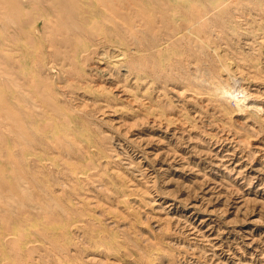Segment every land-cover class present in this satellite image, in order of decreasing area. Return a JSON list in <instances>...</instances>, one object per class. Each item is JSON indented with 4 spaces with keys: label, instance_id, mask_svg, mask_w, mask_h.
I'll return each mask as SVG.
<instances>
[{
    "label": "rangeland",
    "instance_id": "obj_1",
    "mask_svg": "<svg viewBox=\"0 0 264 264\" xmlns=\"http://www.w3.org/2000/svg\"><path fill=\"white\" fill-rule=\"evenodd\" d=\"M220 1L221 4H219ZM234 1H236L237 5ZM119 2L125 5L128 0H119ZM196 2H191V5L181 13L173 10L175 8L179 9V7L171 2L174 6L168 8L156 7L151 10L152 12H145V15L143 14L144 10L136 8L133 12L136 14L132 13L129 16L133 19L128 17L120 19L119 24L121 25H119V29L121 30L122 28L124 33L122 34L125 39L119 45L126 47L130 44L129 46L132 47V45L138 44L137 47L140 49L138 53L139 61L147 65L144 68L139 65L138 67L137 65L132 67H136L138 70L141 69V71L148 70L149 74L152 73L145 84H141V79L136 81L134 78H130L128 93L119 90L121 94H118L120 92L113 87L118 80L124 79V74L121 73L126 70L121 69L118 78V73L114 72L116 76L114 80L104 77L103 71L101 69L97 70L92 64L95 59L93 52L90 57L88 55L86 61L81 60L78 65H73V70L72 66H67V69L70 68L69 71L65 67L64 69L61 67L64 61L62 60L61 62L63 57L59 58L63 52L61 49L67 46H62V48L54 50L55 52L47 51L44 55L38 57L34 63L33 73L31 71L26 76L29 80H33L36 76L43 74L45 85V87L43 85V88L46 91L43 88L41 90L39 86L30 85L27 81H25L27 84L21 82L20 85L23 86L17 88L21 94H27L30 103H32L30 104L28 101L25 105L26 102H24L22 106L25 110L28 112H39L42 115L40 116L41 118L47 114L45 119L39 121L40 125H44L46 121L48 123L53 118V122L56 123L55 126L57 127L53 133L46 134V132L37 128L38 125L29 124L10 109L5 95V81L9 77V73L5 71L6 66L3 63L5 56H8L7 53H10V51L0 52V61L4 60L3 64L0 63L1 70H3H0V90L2 93H0V136L6 135L5 138L7 137L8 140H6L9 143L5 147H0V152H2L0 153V199L3 195H6L0 200V264H68L70 262L69 258L71 261L78 259L80 264H264V74L262 73L264 72V40L262 39L264 38V0H250L248 3L246 0H216L214 3L207 0H197ZM195 8H197L196 10L199 9L198 12L201 14L197 13V11L195 12ZM194 13L198 16H195ZM259 13L261 14L258 15ZM200 15H202V19ZM254 15L260 17H255ZM190 16L192 19H190ZM248 20L250 21L248 22ZM188 22L190 23L188 24ZM187 25L190 26L188 27ZM198 25L200 28L204 25L205 28L201 30ZM216 25H220V27ZM48 29L44 31L41 26L40 30L41 33H44L48 32ZM146 29L148 30L146 31ZM204 29L208 33L203 34L202 31ZM193 30L196 33L192 32ZM220 31L222 33L221 36ZM53 33L55 36L57 35L56 32ZM200 33L201 37L199 36ZM202 36H205V38ZM178 39L181 40L180 43L182 45L176 43L179 42ZM93 40L94 42L96 41V39ZM132 40L135 41L133 42ZM153 40L155 41L152 42ZM158 40L160 44L157 43ZM185 40L187 42L194 40L196 43L188 42L189 44H186ZM252 40L256 43H252ZM211 41H213L212 45L214 46L211 45ZM225 41L232 48L228 44L226 45ZM155 43H157V46ZM251 43L254 44V47ZM198 45H200L201 49ZM209 45L210 47H208ZM242 45L245 46L243 47ZM93 46L92 50H94ZM161 47H166V49L164 48L165 58L162 59L157 55V49ZM187 47L190 50L193 48L191 52L186 49ZM195 48L200 50H194ZM214 48H216L215 51L213 50ZM51 50H53V47ZM60 51L61 53H59ZM192 51L194 53L197 51L198 54L197 52L194 54ZM251 51L255 54L251 53ZM223 52L227 54L224 55ZM209 56L211 58H207ZM56 58L59 59L56 61ZM214 58L217 60L215 59L214 61ZM49 59H52V61ZM193 59L196 62L192 63ZM241 59L245 61L240 62ZM149 61L154 62L149 63ZM218 61L219 65L217 66ZM172 63L174 66H172ZM194 64L197 67H201H196L195 69L193 68L195 67ZM167 65L171 66L173 70ZM79 66L83 67V69L81 70ZM179 66L181 68L180 73L177 72ZM224 66L230 67V70L236 75L240 73L237 76L244 74V79L239 85L241 88L237 87L238 93L225 80L227 71L223 68ZM74 67L76 69L79 68V72L78 70L74 71ZM159 67L160 69H158ZM183 71L184 73H181ZM209 71H212V75H210L211 72ZM201 73H204V75L202 74L204 80L200 78V83L198 78L202 77ZM153 74L155 77H153ZM219 75L224 76V78ZM47 76H50L49 80ZM164 76L167 78H164ZM208 76L211 78H208ZM179 77L182 80L185 78L186 82L189 81V85L184 82L185 80H180ZM216 77L220 80H214L217 79ZM71 78L76 79L72 80ZM86 78L89 79V82L85 81ZM172 79L174 82H172ZM81 81L82 83L84 81L83 86L80 83ZM101 83L106 84L102 86ZM162 83L166 88L161 86ZM130 84L133 86L131 87ZM96 85L97 87H95ZM144 85L145 87H143ZM190 85L193 86L190 87ZM210 85L211 87H209ZM242 86L245 92H250L251 96L253 95L251 102L255 101V105L260 108V111H253L249 108L243 109L244 111L238 109L237 105L239 102L236 97L239 98L238 94L243 93ZM198 89L205 93L200 94L201 92L199 90V93ZM239 89L241 90L240 93ZM75 92L77 93V100ZM66 93L68 94L65 95ZM80 96L82 100L84 98L85 100L82 101ZM53 98L59 103L61 110L72 112L68 115L70 118L69 124L61 123L62 126L60 125V121H64L62 114L60 115L57 111V104L52 102ZM64 99L65 101H63ZM86 99L90 107L85 103L87 102ZM143 99H145V102ZM95 101L96 104L92 105ZM102 101L106 103H102ZM111 101L115 102L111 104ZM213 101H216L217 104ZM138 102L140 105H138ZM77 104H83L84 107ZM152 104L154 108L151 106ZM156 104L157 106H155ZM100 106L101 108L97 110ZM67 107L70 108L68 109ZM183 107L185 108L184 111ZM81 108L84 110L83 112ZM87 109L89 110L87 111ZM42 112L45 113L43 114ZM167 112H169L168 115L171 117L167 116ZM93 116L96 117L94 118ZM40 117L37 116L39 119ZM177 117L179 118L178 120ZM154 118L155 120H152ZM34 135L37 137L35 138ZM61 137L62 139H60ZM11 138L12 140L15 138L16 141H12ZM33 148H35V151ZM52 150L54 154H51ZM15 152H18L17 155L19 157L14 155ZM62 154L64 156H61ZM1 156L5 157L6 160L2 159ZM12 158L17 161V164ZM24 162L27 163L25 164ZM18 168L23 173L25 171L24 175ZM95 174L97 175L96 177ZM17 178L20 179L18 180ZM68 184L69 186L67 187L66 185ZM4 185L8 188L4 187ZM12 189L13 191H11ZM30 196L33 197L34 201ZM4 200L5 202H3ZM76 202L79 203L77 204ZM75 206L78 209H74ZM20 210L24 212L22 213ZM44 210H49V212L56 214V217L61 222L56 223V227H54V225L47 224L42 218H38L35 212L39 211V213H42ZM2 212L7 213L4 214ZM25 214L35 217L34 223L27 224L23 222L22 218ZM95 223L97 226H94ZM7 226H9L8 229L14 231H25L24 236L22 235L24 240L23 243L20 242L21 245L5 240L6 236L4 234L8 232ZM110 238L117 240V245L113 249L111 248L114 245L109 244L107 241ZM147 239H150V241ZM133 245L137 247L135 248ZM108 247L113 251L106 252L105 250ZM139 248L141 250L144 249L141 251Z\"/></svg>",
    "mask_w": 264,
    "mask_h": 264
},
{
    "label": "bare ground",
    "instance_id": "obj_2",
    "mask_svg": "<svg viewBox=\"0 0 264 264\" xmlns=\"http://www.w3.org/2000/svg\"><path fill=\"white\" fill-rule=\"evenodd\" d=\"M197 0H128V2L125 4V5H123V3H121L120 4V2H119V0H0V52L1 51H4V52H9L10 51V53H7L8 54V56H5V61L4 60H2V62L5 64V66H6V68H5V71L6 72H8L9 73V77H7V79H6V81H5V90H6V93H5V95H6V97H7V99H8V104H9V106H10V109L11 110H13L17 115H20L24 120H26L29 124H31V125H33V126H37L38 125V127L37 128H40L42 131H44V132H46V134L47 133H53L56 129H57V127L55 126L56 125V123H54L53 122V118H52V120H49L48 121V123H47V121H46V123L44 124V125H40V123H39V121H41L42 119H45L46 118V115L47 114H45V117H40V116H42V115H40V113L39 112H28L27 110H25L24 109V107L22 106L23 105V103L24 102H26L25 103V105L27 104V102L29 101V96L27 95V94H21L20 92H18V88L17 87H21V86H23V85H20V83L22 82V83H24L25 81H27V83H29L30 85H34V86H39V88L42 90V88H43V85H44V77L42 76V75H38V76H36V78H34L33 80H29L28 79V77L26 76V75H28L31 71H32V73H33V70H34V63H35V61L37 60V58L38 57H40V56H42V55H44L47 51L48 52H51V51H56V50H58L59 48H62V46L64 47V46H67V47H65L64 49H61L63 52H62V54H61V56L59 57V58H61V57H63V58H61V62H62V60L64 61V62H62L61 64H62V68L64 69V67L67 69V66H72L71 68H72V70H73V65H78V63H79V61H81V60H84V61H86L87 59H88V55H89V57H90V55H92V52H93V54H94V61H93V66L95 67V68H97V70H102L103 71V73H104V77H106V78H111L112 80H114V78L116 79V76H115V74H114V72H117L118 73V75H117V78H118V76H119V73H121L120 72V70L121 69H124V70H126L125 72H123V73H121V74H124V79L123 80H118L117 81V83H115V86H113V87H115L116 88V90H120V91H129V86H128V83H129V80H130V78H134L136 81H138V79H141V84H145L146 82H147V79H148V77H149V75H151V74H149L147 71H141V69L140 70H138L136 67H132V66H136L137 65V67H138V65L139 66H143V68H144V66L146 65H144L143 63H141L140 61H139V57H138V53H139V51H140V49L137 47L138 46V44H136V45H132V47H130L129 45H127L126 47H124V46H122V45H119V43L121 42V41H123L124 39H125V37H124V33H123V31H122V28H121V30L119 29V25H121V24H119V22H120V19H125V17H128L129 19H133V18H130L129 16H131V14L134 12V10L136 9V8H139V9H141V10H144V15H145V12H149V11H151L153 8H156V7H165V8H168V7H171V6H178L179 7V9H177V8H175V9H173V10H176V12L177 13H181V12H183V10L185 9V8H188L190 5H191V2H196ZM208 2H215L216 0H207ZM238 1V0H237ZM249 2H250V0H248ZM248 1L246 0V2L248 3ZM171 2L172 3H174V5H172L171 4ZM236 1H234V3H235ZM197 3V2H196ZM224 3V2H223ZM239 3V2H238ZM263 3V2H262ZM203 4V3H202ZM219 4H221V1H220V3ZM230 4H231V2H230ZM236 4V3H235ZM237 5V4H236ZM240 5V4H239ZM238 5V7H240ZM249 5H250V3H249ZM254 5H256L255 3H254ZM198 6V5H197ZM196 6V7H197ZM222 6V5H221ZM224 6V5H223ZM264 6V5H263ZM125 7L126 8V10H125V8L123 9V8ZM195 7V6H194ZM199 7V6H198ZM256 7V6H255ZM192 9H193V7H192ZM197 8H195V12L197 11V13H199V14H201L200 12H198V10H196ZM234 9V8H233ZM258 9V8H257ZM158 10V9H157ZM236 10H237V7H236ZM206 11H208V10H206ZM152 12V11H151ZM213 12V11H212ZM244 12V11H243ZM174 13H175V11H174ZM186 13V12H185ZM184 13V14H185ZM190 13V12H189ZM191 13H192V11H191ZM214 14H215V12H213ZM237 13H238V11H237ZM258 13V12H257ZM133 14H136V13H133ZM195 14V13H194ZM208 14V13H207ZM212 14V13H211ZM213 14V15H214ZM261 13H259L258 15H260ZM197 14H195V16H196ZM216 15V14H215ZM236 15V14H235ZM162 16V15H161ZM160 16V17H161ZM198 16V15H197ZM201 16V19H202V15H200ZM255 17H260V16H256V15H254ZM262 16V15H261ZM142 17V16H141ZM175 17V16H174ZM209 17V16H208ZM230 17H231V15H230ZM234 17H236V16H234ZM238 17V16H237ZM197 18V17H196ZM207 18V17H206ZM263 18V17H262ZM101 19H103V20H101ZM143 19V18H142ZM190 19H192L191 18V16H190ZM194 19V18H193ZM213 19V18H212ZM149 20H151V19H149ZM159 20L161 21V19L159 18ZM207 20V19H206ZM211 20V19H210ZM247 20V19H246ZM256 20H258V19H256ZM101 21V22H100ZM140 21V20H139ZM190 21H194V20H190ZM250 20H248V22H249ZM123 22V21H122ZM124 22H125V20H124ZM136 22V21H135ZM184 22V21H183ZM197 22H198V20H197ZM259 22V21H258ZM140 23V22H139ZM161 23V22H160ZM178 23H179V21H178ZM190 22H188V24H189ZM218 23V22H217ZM247 23V22H246ZM245 23V24H246ZM146 25H147V23H145ZM150 24V23H149ZM152 24V23H151ZM182 24V23H181ZM187 24V23H186ZM100 25V26H99ZM144 25V24H143ZM163 25V24H162ZM164 25H165V23H164ZM163 25V26H164ZM171 25V24H170ZM201 25V24H200ZM221 25V24H220ZM220 25L218 26V25H216V26H218V27H220ZM247 25H248V23H247ZM41 26L44 28V31H46V29H48V28H51V29H48L47 31L48 32H44V33H41ZM101 27V28H99V27ZM131 26V25H130ZM138 26H140V25H138ZM162 26V27H163ZM179 26H180V24H179ZM182 26H184V25H182ZM188 27L190 26V25H187ZM191 26H192V24H191ZM195 26V25H194ZM202 26V25H201ZM237 26V25H236ZM123 27V26H122ZM129 27V26H128ZM143 27H146V26H143ZM149 27H151V26H149ZM165 27V26H164ZM195 27H197V26H195ZM198 27H199V25H198ZM99 28V29H98ZM169 28H171V27H169ZM185 28V27H184ZM183 28V29H184ZM200 28V27H199ZM199 28H197V29H199ZM202 28H205L204 27V25H203V27H201L200 29L202 30ZM213 28V27H212ZM217 28V27H216ZM257 28V27H256ZM125 29V28H124ZM126 29H127V27H126ZM194 29V28H193ZM220 29V28H219ZM238 29H239V27H238ZM247 29V28H246ZM249 30H250V28H248ZM128 30V29H127ZM139 30V29H138ZM148 29H146V31H147ZM173 30H174V28H173ZM187 30H189V29H187ZM196 30V29H195ZM201 30H199L200 32H201ZM204 30H206V29H204ZM203 30V31H204ZM209 30V29H208ZM229 31H230V29H228ZM122 31V32H121ZM145 31V32H146ZM164 31V30H163ZM172 31V30H171ZM179 31V30H178ZM183 31H185V30H183ZM202 31V33L203 34H206V32L208 33V31L206 30L205 32H203ZM213 31V30H212ZM53 32H56L57 33V35L55 36V34L53 33ZM154 32V31H153ZM187 32V31H186ZM185 32V33H186ZM192 32H195L194 30L192 31ZM191 32V33H192ZM210 32H211V29H210ZM54 35H53V34ZM123 33V34H122ZM148 33V32H147ZM165 33H168V32H165ZM184 33V34H185ZM190 33V34H191ZM196 33V32H195ZM212 33V32H211ZM215 33H217V32H215ZM220 33H221V31H220ZM219 33V34H220ZM224 33H226V32H224ZM169 34V33H168ZM179 34V33H178ZM183 34V35H184ZM188 34V33H187ZM202 34V35H203ZM51 35H52V37H54L53 39H51L52 37H51ZM59 35H61L60 37H59ZM127 35V34H126ZM171 35V34H170ZM169 35V36H170ZM174 35V34H173ZM180 35V34H179ZM178 35V36H179ZM186 35V34H185ZM209 35V34H208ZM207 35V36H208ZM222 35V33L220 34V36ZM151 36V35H150ZM200 37H201V33H200V35H199ZM213 36V35H212ZM262 36V35H261ZM127 37H128V35H127ZM139 37V36H138ZM148 37H149V35H148ZM171 37H173V36H171ZM175 37H177V36H175ZM198 37V36H197ZM196 37V38H197ZM202 37H204L205 38V36H202ZM141 38V37H140ZM169 38V37H168ZM178 38V37H177ZM185 38H186V36H185ZM193 38V37H192ZM191 38V39H192ZM210 38H211V36H210ZM209 38V39H210ZM249 38H250V36H249ZM253 38H254V36H253ZM55 39H57V40H55ZM93 39H96V41L94 42V40ZM129 39H131V38H129ZM147 39V38H146ZM150 39L152 40V38L150 37ZM174 39V38H173ZM194 39V38H193ZM200 39H202V38H200ZM199 39V40H200ZM259 39H261V38H259ZM263 40H264V38H262ZM150 40V41H151ZM157 40V39H156ZM169 40V39H168ZM179 40V39H178ZM207 40H208V38H207ZM222 40V39H221ZM254 40V39H253ZM251 41L252 43L253 42H255V41ZM133 41V40H132ZM135 41V40H134ZM133 41V42H134ZM155 40H153L152 42H154ZM167 41V40H166ZM170 41H171V39H170ZM180 41L181 40H179V42H176V43H180ZM186 41V40H185ZM202 41V40H201ZM206 41V40H205ZM210 41V40H209ZM247 41H250V40H247ZM131 42V41H130ZM160 41L158 40V42L157 43H159ZM162 42V41H161ZM172 42H173V40H172ZM171 42V43H172ZM188 42H190V41H188ZM187 41L185 42L186 44L188 43ZM192 42L193 43H196V42H194V40H192ZM192 42H190V43H192ZM212 43H211V45L213 44V41H211ZM227 41H225V43H226ZM157 43H155L156 44V46H157ZM170 43V44H171ZM174 43V42H173ZM201 43V42H200ZM246 43V42H245ZM251 43V45L253 46L254 44H252ZM256 43V42H255ZM132 44V43H131ZM141 44H144V43H141ZM160 44V43H159ZM164 44V43H163ZM169 44V45H170ZM175 44V43H174ZM173 44V45H174ZM181 44V43H180ZM189 44V43H188ZM198 44V43H197ZM202 44H203V42H202ZM221 44V43H220ZM220 44H219V46H220ZM223 44V43H222ZM228 43H226V45H227ZM94 45V46H93ZM149 45V44H148ZM182 45V44H181ZM191 45H194V44H191ZM201 45V44H200ZM200 45H198L199 47H200ZM204 45V44H203ZM225 45V44H224ZM92 46H93V48H94V50H92ZM147 46V45H146ZM159 46V45H158ZM212 46H214V45H212ZM228 46H229V44H228ZM237 46V45H236ZM243 46V45H242ZM241 46V47H242ZM245 46V45H244ZM243 46V47H244ZM249 46V45H248ZM257 46V45H256ZM52 47H53V50H51L52 49ZM143 47V46H142ZM154 47V46H153ZM152 47V48H153ZM167 47H168V45H167ZM175 47V46H174ZM179 47H180V45H179ZM191 47V46H190ZM208 47H210V45L208 46ZM229 47H231V46H229ZM240 47V46H239ZM239 47H237V48H239ZM251 47V46H250ZM254 47V46H253ZM258 47H259V45H258ZM263 47V46H262ZM141 48V47H140ZM166 49V47H161V48H159V49H157V55L159 56V58H165V49ZM181 48V47H180ZM193 48H194V46H193ZM192 48V49H193ZM232 48V47H231ZM143 50H144V48H142ZM141 49V50H142ZM149 49V48H148ZM156 49V48H155ZM168 49V48H167ZM186 49H189V47H187ZM191 49V50H192ZM197 48H195L194 50H196ZM200 49H201V47H200ZM200 49H197V50H200ZM211 49H212V47H211ZM210 49V50H211ZM215 49L216 48H214L213 50L215 51ZM226 49V48H225ZM240 49V48H239ZM238 49V50H239ZM254 49V48H253ZM252 49V50H253ZM150 50V49H149ZM176 50V49H175ZM181 50V49H180ZM190 50V49H189ZM191 50H190V52H191ZM193 50V51H194ZM207 50V49H206ZM228 50V49H227ZM226 50V51H227ZM231 50V49H230ZM236 50V49H235ZM237 50V51H238ZM255 50V49H254ZM257 50V49H256ZM54 51V52H55ZM168 51V50H167ZM192 51V52H193ZM229 51V50H228ZM236 51V52H237ZM249 51V50H248ZM259 51V50H258ZM153 52V51H152ZM169 52V51H168ZM189 52V53H190ZM196 52L197 51H195V53L194 54H196ZM211 52V51H210ZM217 52V51H216ZM242 52V51H241ZM246 52V51H245ZM253 51H251V53H252ZM263 52H264V50H263ZM57 53V52H56ZM59 53H61V51L59 52ZM140 53H142V52H140ZM193 53H191V54H193ZM206 53H208L207 51H206ZM214 53V52H213ZM230 53V52H229ZM248 54H249V52H247ZM250 53V54H251ZM254 53V52H253ZM6 54V55H7ZM50 54V53H49ZM152 54V53H151ZM193 54V55H194ZM197 54H198V52H197ZM223 54L225 55V54H227V53H224L223 52ZM255 54V53H254ZM264 54V53H263ZM53 55H55V54H53ZM60 55V54H59ZM156 55V54H155ZM169 55V54H168ZM201 55V54H200ZM231 55V54H230ZM237 55H238V53H237ZM237 55H235V56H237ZM51 56V55H50ZM176 56V55H175ZM178 56V55H177ZM190 56V55H189ZM192 56V55H191ZM198 56V55H197ZM204 56H205V54H204ZM212 56V55H211ZM213 56H214V54H213ZM213 56H212V58H213ZM234 56V57H235ZM238 56H240V54L238 55ZM242 56V55H241ZM143 57V56H142ZM157 57V56H156ZM193 57H196V56H193ZM200 57V56H199ZM215 57V56H214ZM1 58V57H0ZM42 58V57H41ZM59 58H56V61H57V59H59ZM92 58H93V56H92ZM150 58V57H149ZM185 58V57H184ZM201 58V57H200ZM207 58H211L210 56L209 57H207ZM225 58H226V56H225ZM254 58V57H253ZM40 59V58H39ZM144 59V58H143ZM147 59H148V57H147ZM153 59V58H152ZM215 59L216 58H214V61H215ZM235 59V58H234ZM244 59V58H243ZM49 60H51L52 61V59H49ZM54 60V59H53ZM91 60V59H90ZM93 60V59H92ZM178 60V59H177ZM197 60H198V58H197ZM209 60V59H208ZM217 60V59H216ZM239 60V59H238ZM263 60V59H262ZM42 61V60H41ZM50 61V62H51ZM60 61V60H59ZM83 61V62H84ZM145 61H146V59H145ZM186 61V60H185ZM194 59H193V62L192 63H194ZM212 61V60H211ZM213 61V62H214ZM245 60H243L242 61V59H241V61L240 62H244ZM1 61H0V63H2ZM146 62H148V60L146 61ZM151 61H149V63H150ZM154 61H152L151 63H153ZM173 62V61H172ZM196 62V61H195ZM239 62V61H238ZM2 63V64H3ZM60 63V62H59ZM175 63H177V62H175ZM181 63V62H180ZM190 63V62H189ZM208 63V62H207ZM212 63V62H211ZM211 63H209V64H211ZM264 63V62H263ZM90 64V63H89ZM91 64V65H92ZM148 64V63H147ZM155 64H156V62H155ZM154 64V65H155ZM163 64V63H162ZM167 64V63H166ZM233 64H235L234 62H233ZM36 65V64H35ZM39 65H40V63H39ZM60 65V64H59ZM150 65V64H149ZM148 65V66H149ZM169 65V64H168ZM167 65V66H168ZM179 65V64H178ZM195 65V67H193V68H195L196 69V64H194ZM198 65V64H197ZM212 65V64H211ZM219 65V61H218V63H217V66ZM147 66V65H146ZM172 66H174L173 65V63H172ZM175 66H177V65H175ZM208 66H210V65H208ZM246 66V65H245ZM248 66V65H247ZM48 67V66H47ZM80 67V66H79ZM87 67V66H86ZM151 67V66H150ZM156 67V66H155ZM154 67V68H155ZM162 67V66H161ZM168 67H171V66H168ZM182 67V66H181ZM199 67H201V66H199ZM199 67H197V68H199ZM212 67V66H211ZM237 67V66H236ZM250 67V66H249ZM75 69H74V71H76V70H78V72H79V68L78 69H76V67H74ZM81 68V70L83 69V67H80ZM141 68V67H140ZM179 68H180V66H179ZM179 68H178V71L177 72H179V71H181V68H180V70H179ZM214 68H215V66H214ZM213 68V69H214ZM223 68H225V70L227 71L225 74H226V76H225V80L226 81H228L229 82V84H231V86H233V88H235L236 90H237V93H238V89H237V87H240L239 85L241 84V82H242V80L244 79V77H243V75L242 76H237L238 74H240V73H238L237 75L235 74V73H233V71L232 70H230V67H228V66H224ZM237 68H239V67H237ZM245 68V67H244ZM252 68V67H251ZM37 69V68H36ZM70 69V68H69ZM69 69H67L68 71H69ZM149 70H150V68H148ZM158 69H160V67L158 68ZM171 69H172V67H171ZM209 70H210V68H208ZM218 69H219V67H218ZM242 69V68H241ZM241 69H240V71H241ZM253 69V68H252ZM0 70H1V66H0ZM41 70V69H40ZM55 70V69H54ZM72 70H70V71H72ZM96 70V71H97ZM152 70V69H151ZM155 70H157L156 68H155ZM154 70V71H155ZM166 70H168V69H166ZM173 70V69H172ZM171 70V71H172ZM190 70V69H189ZM200 70V69H199ZM220 70V69H219ZM1 71H3V70H1ZM43 71V70H42ZM47 71V70H46ZM159 71H161V70H159ZM158 71V72H159ZM168 71H170V70H168ZM187 71V70H186ZM194 71H196V70H194ZM198 71V70H197ZM213 71V70H212ZM212 71H209V72H211V74L210 75H212ZM215 71H216V68H215ZM218 71V70H217ZM239 71V70H238ZM238 71H236V72H238ZM245 71V70H244ZM39 72V71H38ZM94 72H95V70H94ZM142 72V73H141ZM162 72V71H161ZM175 72V71H174ZM187 72H190V71H187ZM243 72V71H242ZM50 73V72H49ZM63 73H64V71H63ZM66 73V72H65ZM70 73H72V72H70ZM69 73V74H70ZM74 73V72H73ZM77 73V72H76ZM81 73V72H80ZM79 73V74H80ZM157 73V72H156ZM168 73V72H167ZM166 73V74H167ZM180 73V72H179ZM181 73H184V71L183 72H181ZM200 73V72H199ZM218 73H220V72H218ZM263 74H264V72H262ZM36 74V73H35ZM67 74V73H66ZM68 74V75H69ZM75 74V73H74ZM84 74V73H83ZM146 74H147V76H146ZM166 74H164V75H166ZM168 74H170V73H168ZM167 74V75H168ZM192 74V73H191ZM202 74L204 75V73H201V76H202ZM214 74V73H213ZM45 75V74H44ZM47 75H49V74H47ZM75 75H77V74H75ZM82 75V74H81ZM94 75V74H93ZM100 75V74H99ZM102 75V74H101ZM163 75V74H162ZM166 75V76H167ZM175 75V74H174ZM174 75H172V76H174ZM180 75V74H179ZM184 75V74H183ZM186 75V74H185ZM194 75V74H193ZM215 76H216V74H214ZM220 75H221V73H220ZM219 75V76H220ZM46 76V75H45ZM54 76H55V74H54ZM71 76H73L72 74H71ZM78 76V75H77ZM76 76V77H77ZM84 76V75H83ZM97 76H98V74H97ZM123 76V75H122ZM160 76V75H159ZM166 76H164V78L166 77ZM199 76V75H198ZM215 76H213V77H215ZM256 76V75H255ZM259 76V75H258ZM30 77H32V76H30ZM48 77V80L50 79V76H47ZM67 77V76H66ZM103 77V76H102ZM143 77H144V79H143ZM152 77V76H151ZM153 77H155L154 76V74H153ZM163 77V76H162ZM161 77V78H162ZM170 77V76H169ZM176 77V76H175ZM181 77V76H180ZM180 77H179V79H180ZM183 77V76H182ZM187 77V76H186ZM193 78H194V76H192ZM207 77V76H206ZM210 76H208V78H209ZM220 77H223L224 78V76H220ZM247 77V76H246ZM248 77H249V75H248ZM254 77V76H253ZM46 78V77H45ZM53 78V77H52ZM68 78V77H67ZM82 78V77H81ZM167 78V77H166ZM200 78H203V76L202 77H199L198 78V80H199V82L201 83V81H200ZM211 78V77H210ZM217 78V77H216ZM222 78V79H223ZM30 79H32V78H30ZM47 79V78H46ZM58 79H60V78H58ZM72 79V78H71ZM70 79V80H71ZM76 79V78H75ZM75 79H72V80H75ZM78 79H79V77H78ZM94 79V78H93ZM134 79H133V81H134ZM195 79V78H194ZM194 79H192V80H194ZM222 79H221V81H222ZM249 79H250V77H249ZM253 79V78H252ZM18 80V81H17ZM82 80V79H81ZM89 79H87L86 78V80L85 81H88ZM98 80V79H97ZM100 80H101V78H100ZM161 80V79H160ZM164 80V79H163ZM167 80V79H166ZM173 80V79H172ZM172 80H169V81H172ZM178 80V79H177ZM180 80H182V78L180 79ZM183 80H185V78L183 79ZM182 80V81H183ZM195 80H197V79H195ZM198 80L196 81V82H198ZM201 80H204V78L203 79H201ZM206 80V79H205ZM212 80V79H211ZM214 80H218V78L217 79H214ZM220 80V79H219ZM218 80V81H219ZM260 80V79H259ZM58 81H61V80H58ZM77 81V80H76ZM79 81V80H78ZM110 81V80H109ZM162 81V80H161ZM207 81V80H206ZM224 81V80H223ZM225 81V82H226ZM50 82H51V80H50ZM65 82V81H64ZM89 82V81H88ZM105 82V81H104ZM116 82V81H115ZM155 82V81H154ZM159 82V81H158ZM168 82V81H167ZM166 82V83H167ZM172 82H174V80L172 81ZM176 82H178V81H176ZM184 82H186V80L184 81ZM183 82V83H184ZM188 82L189 81H187L186 83L188 84ZM208 82V81H207ZM26 83V82H25ZM26 83V84H27ZM68 83V82H67ZM67 83H64V84H67ZM70 83V82H69ZM79 83V82H78ZM80 83H82V81L80 82ZM83 83H84V81H83ZM83 83H82V86H83ZM86 84H87V82H85ZM99 83V82H98ZM98 83H97V85H98ZM109 83H111V82H109ZM114 83V82H113ZM132 83V82H131ZM149 83V82H148ZM157 83V82H156ZM181 83V82H180ZM193 83H194V81H193ZM209 83V82H208ZM215 83V82H214ZM222 83V82H221ZM260 83V82H259ZM57 84V83H56ZM59 84H61V83H59ZM58 84V85H59ZM63 84V85H64ZM102 84V83H101ZM104 85L106 84V83H103ZM103 84H102V86H103ZM159 84V83H158ZM157 84V85H158ZM161 84V83H160ZM179 84V83H178ZM250 84V83H249ZM262 84V83H261ZM97 85L95 86V87H97ZM147 85V84H146ZM156 85V84H155ZM189 85V84H188ZM208 85V84H207ZM217 85V84H216ZM259 85V84H258ZM65 86V85H64ZM64 86H63V88H64ZM74 86V85H73ZM130 86H131V84H130ZM133 86V85H132ZM131 86V87H132ZM148 86V85H147ZM161 86H163V83H162V85ZM191 86H193V85H190V87ZM198 86V85H197ZM196 86V87H197ZM200 86V85H199ZM44 87H45V85H44ZM59 87V86H58ZM62 87V86H61ZM106 87V86H105ZM143 87H145V85L143 86ZM160 87V86H159ZM163 87H165V86H163ZM202 87H203V85H202ZM209 87H211V85L209 86ZM216 87V86H215ZM227 87V86H226ZM70 88V87H69ZM77 88V87H76ZM147 88V87H146ZM156 88V87H155ZM166 88V87H165ZM185 88V87H184ZM183 88V89H184ZM200 88V87H199ZM204 88H205V86H204ZM207 88H208V86H207ZM206 88V89H207ZM212 88H214V87H212ZM241 88V87H240ZM259 88V87H258ZM44 89V88H43ZM66 89V88H65ZM114 89V88H113ZM145 89V88H144ZM150 89H151V87H150ZM162 89V88H161ZM201 89V88H200ZM200 89H198V92H199V90ZM203 89V88H202ZM219 89V88H218ZM235 89H234V92H235ZM25 90V89H24ZM27 91H28V89H26ZM34 90V89H33ZM141 90H143V89H141ZM163 90V89H162ZM166 90V89H165ZM188 90V89H187ZM186 90V91H187ZM204 90V89H203ZM210 90V89H209ZM213 90V89H212ZM211 90V91H212ZM214 90H216V89H214ZM233 90V89H232ZM242 90H243V93L242 94H238V96H239V98L238 97H236L237 99L236 100H238V109L241 111V110H243V109H245V108H249V109H252L253 111H260V108L257 106V105H255V101L253 102H251V100H252V96H251V93L250 92H245L244 91V89H243V86H242ZM35 91V90H34ZM33 91V92H34ZM44 91H46L45 89H44ZM63 91H64V89H63ZM67 91V90H66ZM70 92H72L71 90H69ZM119 91V92H120ZM135 91H136V89H135ZM195 91H197V90H195ZM205 91V90H204ZM227 91V90H226ZM48 93H49V91H47ZM46 92V93H47ZM68 92V91H67ZM82 92V91H81ZM116 92V91H115ZM114 92V93H115ZM125 92V93H126ZM142 92V91H141ZM166 92H167V90H166ZM169 92V91H168ZM183 92H184V90H183ZM182 92V93H183ZM188 92V91H187ZM189 92H191V91H189ZM194 92V91H193ZM200 92H201V90H200ZM199 92V93H200ZM241 92V90L239 89V93ZM0 93H1V90H0ZM31 93V92H30ZM76 93V92H75ZM113 93V92H112ZM117 93V92H116ZM128 93V92H127ZM136 93V92H135ZM134 93V94H135ZM163 93V92H162ZM202 93H205V92H201L200 94H202ZM217 93H218V91H217ZM236 93V92H235ZM2 94V93H1ZM0 94V95H1ZM4 94V93H3ZM39 94H41V93H39ZM50 94V93H49ZM68 93H66L65 95H67ZM83 94H84V92H83ZM103 94V93H102ZM118 94H121V92L120 93H118ZM145 94V93H144ZM148 94V93H147ZM158 95H159V93H157ZM186 94V93H185ZM188 94H190V93H188ZM187 94V95H188ZM208 94V93H207ZM234 94V93H233ZM254 94V93H253ZM38 95V94H37ZM62 95V94H61ZM151 95V94H150ZM158 95H156V96H158ZM179 95V94H178ZM204 95V94H203ZM211 95H212V92H211ZM47 96V95H46ZM50 96V95H49ZM52 96V95H51ZM88 96V95H87ZM148 96V95H147ZM155 96V97H156ZM224 96V95H223ZM255 96V95H254ZM3 97V96H2ZM33 98H34V96H32ZM62 97V96H61ZM69 97H71V96H69ZM76 100L78 99L77 98V93H76ZM81 97V96H80ZM79 97V98H80ZM122 97V96H121ZM133 97V96H132ZM141 97V96H140ZM149 97V96H148ZM162 97V96H161ZM197 97V96H196ZM207 98H209L208 96H206ZM225 97V96H224ZM49 98V97H48ZM65 98V97H64ZM67 99H69L68 97H66ZM72 98V97H71ZM87 98V97H86ZM111 98H113V97H111ZM123 98V97H122ZM126 98V97H125ZM128 98H129V96H128ZM127 98V99H128ZM157 98V97H156ZM158 98H159V96H158ZM163 98V97H162ZM216 98V97H215ZM235 98V97H234ZM260 98H262V97H260ZM1 99V98H0ZM55 98H53V100H52V102H55V104H57L56 105V108H57V106H58V112L60 113V115L62 114V118H63V121L64 122H61L60 121V125H61V123H64V124H69V121H70V118H69V116L68 115H70V113H72V112H70V111H66V110H61V106L60 105H58L59 103L57 102V101H55L54 100ZM81 100H82V97L80 98ZM93 99V98H92ZM114 99V98H113ZM126 99V100H127ZM139 99V98H138ZM190 99V98H189ZM201 99V98H200ZM226 99V98H225ZM36 100H39V99H36ZM58 100V99H57ZM84 100H85V98H84ZM84 100H82V101H84ZM89 100H90V98H89ZM145 99H143V101H144ZM147 100H149V99H147ZM157 100V99H156ZM161 100V99H160ZM191 100V99H190ZM198 100V99H197ZM202 100V99H201ZM216 100H218V99H216ZM235 100V99H234ZM255 100V99H254ZM63 101H65V99L63 100ZM86 101L87 102H85L86 104H87V106L88 107H90L88 104H89V102H88V100L86 99ZM92 101V100H91ZM96 101H98V100H96ZM96 101L95 102H93V104L92 105H94V104H96ZM116 101V100H115ZM114 101V102H115ZM129 101H131V100H129ZM154 101V100H153ZM152 101V102H153ZM188 101V100H187ZM0 102H1V100H0ZM114 102H112L111 101V104L112 103H114ZM134 102H136V101H134ZM145 102V101H144ZM214 102V101H213ZM20 103V104H19ZM29 103H30V101H29ZM60 103H63V102H60ZM67 103V102H66ZM84 103V104H85ZM92 103V102H91ZM91 103H90V105H91ZM102 103H106V102H103L102 101ZM120 103V102H119ZM139 103V102H138ZM149 103V102H148ZM159 103H160V101H159ZM180 103H183V102H180ZM211 104H212V102H210ZM214 103H216V101L214 102ZM250 103V104H249ZM1 104V103H0ZM30 104H32V103H30ZM72 104H74V103H72ZM116 104V103H115ZM124 104V103H123ZM141 104H143L142 102H141ZM144 104H146V103H144ZM150 104V103H149ZM162 104V103H161ZM217 104V103H216ZM234 104V105H235ZM33 105H34V103H33ZM68 105V104H67ZM75 105V104H74ZM73 105V106H74ZM77 105H82V107H84V105L83 104H77ZM76 105V106H77ZM91 105V106H92ZM119 105V104H118ZM117 105V106H118ZM138 105H140V103L138 104ZM180 105V104H179ZM214 105V104H213ZM233 105V106H234ZM31 106V105H30ZM72 106V105H71ZM107 106V105H106ZM130 106V105H129ZM135 106V105H134ZM151 106H153V104L151 105ZM155 106H157V104L155 105ZM177 106H178V104H177ZM181 106V105H180ZM183 106V105H182ZM185 106V105H184ZM220 106V105H219ZM225 106V105H224ZM32 107V106H31ZM34 107H35V105H34ZM36 107H37V105H36ZM40 107V106H39ZM78 107H80V106H78ZM86 107V106H85ZM120 107H121V105H120ZM139 107V106H138ZM227 107V106H226ZM68 108V107H67ZM70 108V107H69ZM68 108V109H69ZM101 108V106L99 107V108H97V110L98 109H100ZM135 108V107H134ZM137 108V107H136ZM153 108H154V106H153ZM158 108V107H157ZM184 108V107H183ZM193 108V107H192ZM231 108V107H230ZM36 109V108H35ZM45 109H47V108H45ZM75 109V108H74ZM76 109H78V108H76ZM82 109V108H81ZM103 109V108H102ZM107 109V108H106ZM110 109V108H109ZM112 109V108H111ZM181 109V108H180ZM55 110V109H54ZM89 109H87V111H88ZM118 110V109H117ZM141 110V109H140ZM152 110V109H151ZM179 110V109H178ZM185 110V108L183 109V111ZM220 110V109H219ZM238 110V111H239ZM73 111V110H72ZM82 112L84 111L83 109L81 110ZM100 111V110H99ZM98 111V112H99ZM102 111H104V110H102ZM107 111V110H106ZM164 111H166V110H164ZM221 111V110H220ZM244 111V110H243ZM242 111V112H243ZM105 112V111H104ZM112 112H113V110H112ZM159 112V111H158ZM196 112V111H195ZM241 112V113H242ZM264 112V111H263ZM43 114L45 113V112H42ZM75 113V112H74ZM111 113V112H110ZM168 113L169 112H167V116H169L168 115ZM200 113V112H199ZM239 113V112H238ZM259 113H261V112H259ZM1 114V113H0ZM87 114V113H86ZM140 114V113H139ZM138 114V115H139ZM157 114V113H156ZM165 114V113H164ZM79 115H81V114H79ZM83 115V114H82ZM85 115V114H84ZM89 115H90V113H89ZM181 115V114H180ZM198 115V114H197ZM197 115H195V116H197ZM249 115V114H248ZM1 116V115H0ZM37 116L38 117H40V119L39 118H37ZM44 116V115H43ZM49 116V115H48ZM47 116V117H48ZM92 116V115H91ZM90 116V117H91ZM142 116V115H141ZM145 116V115H144ZM157 116V115H156ZM159 116H160V114H159ZM182 116V115H181ZM262 116V115H261ZM50 117V116H49ZM94 118L96 117V116H93ZM152 117V116H151ZM165 117H166V115H165ZM169 117H171V116H169ZM168 117V118H169ZM85 118V117H84ZM147 118V117H146ZM167 118V119H168ZM181 118V117H180ZM20 119V118H19ZM50 119V118H49ZM91 119V118H90ZM165 119V118H164ZM174 119V118H173ZM179 118L177 117V120H178ZM21 120V119H20ZM93 120V119H92ZM152 120H155V118L154 119H152ZM169 120V119H168ZM89 121V120H88ZM174 121V120H173ZM185 121V120H184ZM217 121V120H216ZM81 122V121H80ZM90 122V121H89ZM88 122V123H89ZM160 122V121H159ZM76 123V122H75ZM180 123V122H179ZM20 124H22V123H20ZM59 125V124H58ZM75 125V124H74ZM82 125V124H81ZM85 125V124H84ZM27 126V125H26ZM62 126V125H61ZM65 126V125H64ZM30 128V127H29ZM35 128V127H34ZM5 129V128H4ZM6 129H8V128H6ZM1 131H3L2 129H1ZM220 131H222V130H220ZM4 134V133H3ZM34 134V133H33ZM42 134H44L43 132H42ZM70 134V133H69ZM72 135H73V133H72ZM71 135V136H72ZM6 136V135H5ZM5 136L4 135H1L0 137H1V140H0V142H1V144H0V147H5V146H7L9 143L7 142V137L5 138ZM69 136V135H68ZM74 136V135H73ZM11 137V136H10ZM34 137L36 138L37 136H35L34 135ZM60 137V136H59ZM58 137V138H59ZM7 139V140H6ZM38 139V138H37ZM60 139H62V137L60 138ZM11 140H12V138H11ZM14 141H16V139L14 138L13 139ZM12 140V141H13ZM52 141V140H51ZM78 141H80V140H78ZM95 141V140H94ZM36 142V141H35ZM47 142V141H46ZM55 141H53V143H54ZM97 142V141H96ZM13 143V142H12ZM32 143V142H31ZM79 144H80V142H78ZM54 144H56L57 145V143H54ZM64 144V143H63ZM66 144V143H65ZM97 144H98V142H97ZM15 145V144H14ZM41 145V144H40ZM47 146H48V144H46ZM81 145V144H80ZM37 146V145H36ZM82 146V145H81ZM98 146H99V144H98ZM32 147H34V145H32ZM43 147V146H42ZM50 147V146H49ZM48 147V148H49ZM60 147V146H59ZM68 147H69V145H68ZM71 147V146H70ZM25 148V147H24ZM57 148V147H56ZM62 148V147H61ZM84 148V147H83ZM97 148V147H96ZM3 149V148H2ZM20 149H23V148H20ZM34 149V151H35V148H33ZM38 149V148H37ZM50 149H51V147H50ZM68 149V148H67ZM71 149V148H70ZM193 149V148H192ZM262 149H263V147H262ZM4 150V149H3ZM24 150H26V149H24ZM24 150L22 151L23 152V154H24ZM30 150V149H29ZM40 150V149H39ZM69 150V149H68ZM0 151H1V149H0ZM80 151V150H79ZM196 151V150H195ZM198 151V150H197ZM5 153H6V151H4ZM19 152V151H18ZM18 152H15V154L14 155H16V156H18L17 155V153ZM26 152V151H25ZM38 152V151H37ZM82 152V151H81ZM0 153H2V152H0ZM53 153V150H52V152H51V154ZM55 153H57V152H55ZM60 153V152H59ZM58 153V154H59ZM47 154V153H46ZM54 154V153H53ZM73 154V153H72ZM82 154H83V152H82ZM3 155V154H2ZM7 155V154H6ZM22 155V154H21ZM74 155V154H73ZM4 156V155H3ZM61 156H64V154H62ZM67 156V155H66ZM65 156V157H66ZM76 156V155H75ZM2 157V156H1ZM19 157V156H18ZM17 157V158H18ZM23 157H24V155H23ZM77 157V156H76ZM84 157V156H83ZM5 159V157H2V159ZM7 158V157H6ZM25 158V157H24ZM33 158V157H32ZM73 158V157H72ZM75 158V157H74ZM79 158V157H78ZM85 158V157H84ZM13 159V161H14V158H12ZM33 159H35V158H33ZM65 159V158H64ZM6 160V159H5ZM16 160V159H15ZM26 160V159H25ZM24 160V161H25ZM35 160H37V159H35ZM66 160H68V159H66ZM70 160H71V158H70ZM74 160H77V159H74ZM12 161V162H13ZM22 161H23V159H22ZM31 161V160H30ZM39 161V160H38ZM5 162H7V161H5ZM15 163L17 162V161H14ZM20 162H21V160H20ZM69 162V161H68ZM90 162V161H89ZM4 163V162H3ZM14 163V164H15ZM22 163V162H21ZM25 163V162H24ZM27 163V162H26ZM25 163V164H26ZM32 163V162H31ZM35 163V162H34ZM37 163V162H36ZM13 164V163H12ZM17 164V163H16ZM20 164V163H19ZM91 164V163H90ZM4 165V164H3ZM35 165H37V164H35ZM47 165V164H46ZM72 165H73V163H72ZM77 165V164H76ZM14 166H16V165H14ZM20 166V165H19ZM18 166V167H19ZM21 166H23V165H21ZM40 166V165H39ZM42 166V165H41ZM78 166H80L79 164H78ZM95 166V165H94ZM24 167V166H23ZM49 167V166H48ZM73 167V166H72ZM87 167H89V166H87ZM1 168V167H0ZM13 169H14V167H12ZM21 168V167H20ZM20 168H18L19 170H20ZM31 168H33V167H31ZM35 168V167H34ZM36 168H37V166H36ZM42 168V167H41ZM64 168V167H63ZM75 168V167H74ZM85 168V167H84ZM83 168V169H84ZM1 170V169H0ZM21 170H22V168H21ZM20 170V171H21ZM34 170V169H33ZM38 170V169H37ZM52 170H55V169H52ZM87 170V169H86ZM95 170V169H94ZM101 170V169H100ZM256 170V169H255ZM12 171V170H11ZM18 171V170H17ZM20 171H18V172H20ZM35 171V170H34ZM57 171V170H56ZM55 171V172H56ZM93 171V170H92ZM1 173V172H0ZM21 173H23L22 171H21ZM24 173H25V171H24ZM24 173H23V175H24ZM44 173V172H43ZM53 174H54V172H52ZM96 173V172H95ZM100 173V172H99ZM18 174V173H17ZM20 174V173H19ZM79 174H81V173H79ZM97 174V173H96ZM95 174V177L97 176ZM117 174V173H116ZM23 175H22V177H23ZM47 175V174H46ZM4 176V175H3ZM54 176H56V175H54ZM66 176V175H65ZM76 176V175H75ZM98 176H99V174H98ZM26 177V176H25ZM27 177H28V175H27ZM68 178H69V176H68ZM3 179V178H2ZM5 179V178H4ZM18 180L20 179V178H17ZM27 179V178H26ZM30 179H31V177H30ZM62 179V178H61ZM70 180H71V178H69ZM74 179V178H73ZM75 180V179H74ZM118 180H120V179H118ZM6 181V180H5ZM83 181V180H82ZM81 181V182H82ZM47 182V181H46ZM45 182V183H46ZM62 182V181H61ZM71 182V181H70ZM108 182H110V181H108ZM22 183V182H21ZM28 183H29V180H28ZM34 183V182H33ZM72 183H73V181H72ZM74 183H76V182H74ZM111 183V182H110ZM114 183H115V181H114ZM128 183V182H127ZM3 184V183H2ZM64 184V183H63ZM79 184V183H78ZM6 185H8V184H6ZM24 185V184H23ZM11 186V185H10ZM25 186V185H24ZM52 186V185H51ZM64 186H65V184H64ZM67 187L69 186V184L68 185H66ZM120 186V185H119ZM3 187V186H2ZM4 187H6L5 185H4ZM3 187V188H4ZM12 187H13V185H12ZM11 187V188H12ZM6 188H8V187H6ZM14 188V187H13ZM121 188H123V187H121ZM58 189V188H57ZM65 189V188H64ZM7 190V189H6ZM6 190H4V191H6ZM17 190V189H16ZM28 190V189H27ZM131 190V189H130ZM2 191V190H1ZM11 191H13V189L11 190ZM58 191V190H57ZM60 191H61V188H60ZM60 191H58V192H60ZM133 191V190H132ZM18 192V191H17ZM57 192V193H58ZM68 192V191H67ZM124 192H125V190H124ZM62 193V192H61ZM65 193V192H64ZM81 193V192H80ZM79 193V194H80ZM131 193V192H130ZM136 193V192H135ZM70 194V193H69ZM116 194V193H115ZM137 194V193H136ZM1 195V194H0ZM3 195V194H2ZM10 195V194H9ZM66 195V194H65ZM119 195V194H118ZM131 195V194H130ZM3 196H6V195H3ZM3 196L1 197V199H3ZM77 196H80V195H77ZM124 196H126V195H124ZM134 196V195H133ZM9 197V196H8ZM7 197V198H8ZM28 197V196H27ZM38 197V196H37ZM119 197H120V195H119ZM118 196H117V198H119ZM15 198V197H14ZM30 198L32 199L33 197L32 196H30ZM73 198H74V196H73ZM116 198V197H115ZM116 198V199H117ZM135 198V197H134ZM0 199V200H1ZM74 199H76V198H74ZM16 200V199H15ZM33 200V199H32ZM38 200V199H37ZM63 200V199H62ZM77 200V199H76ZM8 201V200H7ZM34 201V200H33ZM118 201V200H117ZM116 201V202H117ZM129 201V200H128ZM3 202H5V200L3 201ZM9 202V201H8ZM7 202V203H8ZM45 202V201H44ZM115 202V203H116ZM69 203H70V201H69ZM77 203V202H76ZM79 203V202H78ZM77 203V204H78ZM116 205H117V203H116ZM22 206V205H21ZM42 206V205H41ZM81 206V205H80ZM112 206H114V205H112ZM47 207H48V205H47ZM77 206H75V208L74 209H78V208H76ZM114 208V207H113ZM118 208V207H117ZM117 208H115V209H117ZM54 209V208H53ZM60 209V208H59ZM67 209V208H66ZM81 209H83V208H81ZM80 209V210H81ZM24 210V209H23ZM27 210V209H26ZM89 210V209H88ZM21 211V210H20ZM62 211V210H61ZM72 211V210H71ZM77 211V210H76ZM22 212V211H21ZM24 212V211H23ZM22 212V213H23ZM30 212V211H29ZM57 212V211H56ZM74 212V211H73ZM72 212V213H73ZM91 212V211H90ZM2 213H4V212H2ZM1 213V214H2ZM5 213H7V212H5ZM4 213V214H5ZM18 213H19V210H18ZM133 213V212H132ZM131 213V214H132ZM9 214V213H8ZM35 214H36V216L38 217V218H42V220L43 221H45L47 224H50V225H54V227H56V223H58V222H61V220L58 218V217H56V214H53V212H49V210H44V212H42V213H39V211H37V212H35ZM3 215V214H2ZM18 215V214H17ZM59 215V214H58ZM67 215V214H66ZM72 215V214H71ZM70 215V216H71ZM19 216V215H18ZM68 216H69V213H68ZM8 217H9V215H8ZM22 217V216H21ZM75 217H76V213H75ZM2 218V217H1ZM4 218H5V216H4ZM9 219V218H8ZM7 219V220H8ZM23 222H25V223H27V224H32V223H34V221H35V217H33L32 215H30V214H25V215H23ZM67 219V218H66ZM72 219V218H71ZM76 219V218H75ZM4 220V219H3ZM6 220V221H7ZM62 220H63V218H62ZM91 220V219H90ZM90 220H89V222H90ZM11 221V220H10ZM13 221V220H12ZM10 223V222H9ZM22 223V222H21ZM92 224V223H91ZM10 225V224H9ZM92 226V225H91ZM90 226V227H91ZM94 226H97L96 225V223H95V225ZM8 227L9 226H7L6 228H7V230H8V232L6 233V234H4L6 237H5V240L6 241H8V242H10V243H15L16 245H21L20 244V242L21 243H23V240H24V238H23V236H24V234H25V231H23V230H20V231H14V230H12V229H8ZM72 227V226H71ZM101 227V226H100ZM46 228V227H45ZM68 228V227H67ZM94 228V227H93ZM39 229H40V227H39ZM66 230V229H65ZM67 231V230H66ZM97 231V230H96ZM68 233V232H67ZM75 233V232H74ZM84 233V232H83ZM77 234V233H76ZM23 235V236H22ZM81 235V234H80ZM82 235H84V234H82ZM121 235H123V234H121ZM58 236V235H57ZM19 237V238H18ZM48 237V236H47ZM125 237H126V235H125ZM2 238V237H1ZM35 238V237H34ZM127 238V237H126ZM129 238V237H128ZM85 239V238H84ZM87 239V238H86ZM105 239V238H104ZM21 240V241H20ZM130 240V239H129ZM147 240H149L150 241V239H147ZM11 241H13V242H11ZM107 241L109 242V244H113L114 246H112V248L111 249H113V247H116V245H117V240H113L112 238H110V239H107ZM131 241H132V239H131ZM130 241V242H131ZM83 242H85V241H83ZM145 242V241H144ZM143 242V243H144ZM147 242V241H146ZM157 242V241H156ZM100 243H102V242H100ZM134 243V242H133ZM48 244V243H47ZM84 244V243H83ZM89 244V243H88ZM142 244V243H141ZM155 244V243H154ZM90 245V244H89ZM125 245V244H124ZM144 245V244H143ZM142 245V246H143ZM156 245H158V244H156ZM35 246H38V245H35ZM40 246V245H39ZM59 246H60V244H59ZM120 246V245H119ZM134 246V245H133ZM141 246V245H140ZM145 246V245H144ZM143 246V247H144ZM16 247V246H15ZM107 248L105 251L106 252H111V251H113V250H111L110 248ZM135 248L137 247V246H134ZM17 248V247H16ZM33 248V247H32ZM35 248V247H34ZM42 248H43V246H42ZM51 248V247H50ZM15 249V248H14ZM36 249V248H35ZM41 249V248H40ZM44 249V248H43ZM103 249V248H102ZM138 249V248H137ZM140 249V248H139ZM144 249V248H143ZM143 249L141 250V251H143ZM75 250V249H74ZM129 250V249H128ZM139 250V251H140ZM17 251V250H16ZM37 251H38V249H37ZM40 251V250H39ZM45 251V250H44ZM104 251V252H105ZM126 251H127V249H126ZM152 251V250H151ZM27 252V251H26ZM35 252V251H34ZM93 252V251H92ZM99 252H101V251H99ZM130 252V251H129ZM28 253V252H27ZM40 253V252H39ZM47 253V252H46ZM55 253V252H54ZM64 253V252H63ZM75 253V252H74ZM113 253V252H112ZM144 253V252H143ZM17 254V253H16ZM31 254V253H30ZM62 254V253H61ZM66 254V253H65ZM77 254V253H76ZM102 254H104V253H102ZM130 254V253H129ZM18 255V254H17ZM60 255V254H59ZM105 255V254H104ZM64 256V255H63ZM147 256V255H146ZM18 257V256H17ZM52 257H54L53 255H52ZM61 257V256H60ZM65 257V256H64ZM107 257V256H106ZM19 258V257H18ZM83 258V257H82ZM113 258V257H112ZM117 258V257H116ZM17 259V258H16ZM55 259V258H54ZM53 259V260H54ZM61 259V258H60ZM111 259V258H110ZM29 260V259H28ZM30 260H31V258H30ZM35 260V259H34ZM53 260H52V262H53ZM131 260V259H130ZM20 261H21V259H20ZM32 262H33V260H31ZM69 263L68 264H80L79 262H78V259L77 260H75V259H73L72 261L70 260V258H69ZM80 261V260H79ZM132 261V260H131ZM28 262V261H27ZM60 262V261H59ZM136 262V261H135ZM171 262V261H170ZM20 263V262H19ZM22 263V262H21ZM28 264V263H27ZM55 264V263H54ZM61 264V263H60ZM63 264V263H62Z\"/></svg>",
    "mask_w": 264,
    "mask_h": 264
}]
</instances>
